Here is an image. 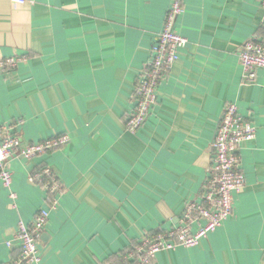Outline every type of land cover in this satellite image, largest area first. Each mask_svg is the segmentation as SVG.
I'll return each instance as SVG.
<instances>
[{
	"label": "crops",
	"instance_id": "obj_1",
	"mask_svg": "<svg viewBox=\"0 0 264 264\" xmlns=\"http://www.w3.org/2000/svg\"><path fill=\"white\" fill-rule=\"evenodd\" d=\"M23 1L0 0V60L24 59L0 74V125L21 121L25 145L70 141L10 163L12 187L0 185V264L19 253L18 223L44 205L29 175L45 166L66 192L42 234V264H109L145 235L178 227L186 203L200 201L229 103L257 128L239 148L246 184L232 215L199 246L163 251L151 264H264V71L245 85L239 60L259 35L261 0H184L175 30L188 44L136 133L125 122L172 0Z\"/></svg>",
	"mask_w": 264,
	"mask_h": 264
},
{
	"label": "built area",
	"instance_id": "obj_2",
	"mask_svg": "<svg viewBox=\"0 0 264 264\" xmlns=\"http://www.w3.org/2000/svg\"><path fill=\"white\" fill-rule=\"evenodd\" d=\"M11 1L16 5L25 3L23 0ZM260 8L264 14V0L260 1ZM183 12L184 0H172L163 29L152 48L150 61L141 72L133 93L132 108L125 122L127 131L131 133L138 132L146 124L158 103L159 87L167 80L181 51L188 44V40L175 30L176 21ZM259 29V35L251 37L239 51L245 85H254L258 72L264 71V15ZM23 60V57L0 60V74L14 72ZM21 123L0 125V185L7 190L13 183L10 168L13 160L28 163L64 148L70 141L68 136H61L25 145L18 132ZM256 137L257 128L252 122L241 115L236 104H227L211 143V165L200 201L186 203L178 227L145 235L134 249L120 254L121 262L151 264L163 251H173L178 246L187 249L199 246L220 228L232 215L234 195L241 193L246 184L239 148ZM29 182L45 192L44 205L29 224L24 221L18 223L15 240L19 253L8 264H42L41 237L51 213L58 209V196L66 192L57 174L47 166L31 173ZM9 199L11 206L16 208V195L11 191Z\"/></svg>",
	"mask_w": 264,
	"mask_h": 264
},
{
	"label": "trees",
	"instance_id": "obj_3",
	"mask_svg": "<svg viewBox=\"0 0 264 264\" xmlns=\"http://www.w3.org/2000/svg\"><path fill=\"white\" fill-rule=\"evenodd\" d=\"M115 260L113 261V262H110V264H123L122 262H121V257H119V256H116L115 258H114Z\"/></svg>",
	"mask_w": 264,
	"mask_h": 264
}]
</instances>
